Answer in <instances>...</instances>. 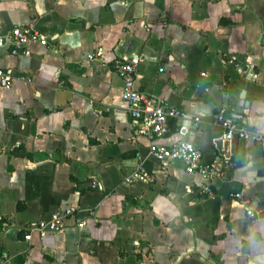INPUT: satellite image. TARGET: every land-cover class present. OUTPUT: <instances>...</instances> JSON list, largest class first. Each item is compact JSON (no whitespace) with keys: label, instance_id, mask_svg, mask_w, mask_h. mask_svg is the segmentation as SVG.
<instances>
[{"label":"crops","instance_id":"0c3cea01","mask_svg":"<svg viewBox=\"0 0 264 264\" xmlns=\"http://www.w3.org/2000/svg\"><path fill=\"white\" fill-rule=\"evenodd\" d=\"M27 23L44 45L0 48L13 76L0 87L6 264H264V0H0V34ZM131 56L136 89L185 113L160 143L202 114L183 138L225 170L211 195L148 152L111 71ZM220 109L245 136L223 137ZM64 208L60 230L23 239Z\"/></svg>","mask_w":264,"mask_h":264},{"label":"built area","instance_id":"2783aa9c","mask_svg":"<svg viewBox=\"0 0 264 264\" xmlns=\"http://www.w3.org/2000/svg\"><path fill=\"white\" fill-rule=\"evenodd\" d=\"M31 42L44 45L47 40L30 23L13 26L7 33L0 34V48H6L13 55L24 50L25 46ZM87 57L91 58V55L89 54ZM137 60V56H131L128 59L124 57L115 59L111 63V71L121 81L120 97L125 103L131 120L137 124L138 132L146 138L148 152L163 165L167 161H181L185 172L196 173L205 179V183L198 186V191L211 195L216 181L225 179V170L216 168L212 163L203 162L198 148L183 138L190 128L197 126L202 114L192 116L188 124H178L176 128L179 135L178 140L170 145L160 143L159 140L168 133L169 121L182 119L185 117V113L180 108L165 105L160 98L152 94H146L136 89ZM12 78L9 68H0V87L7 88ZM213 123L222 129V135L225 138H230L233 134L246 135L245 130L237 127L225 115L223 109L215 112ZM255 138L261 142L264 140V137L259 134ZM141 175L144 179H149L143 171ZM126 181H131V178H126ZM190 190V186L185 187V192ZM232 196L244 206L245 215L253 220L254 212L249 208L248 200L240 192H233ZM71 213V208L55 209L48 218L29 222L24 227L23 239L28 241L33 233L38 237H43L49 233L57 232L63 227V219ZM77 225H81V222H78ZM8 258L6 252H0V264H6Z\"/></svg>","mask_w":264,"mask_h":264}]
</instances>
